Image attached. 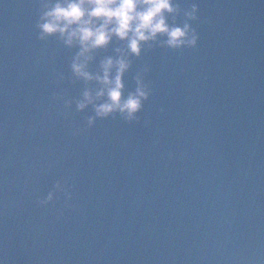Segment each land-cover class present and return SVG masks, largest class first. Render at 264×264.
Here are the masks:
<instances>
[{
	"label": "water",
	"instance_id": "1",
	"mask_svg": "<svg viewBox=\"0 0 264 264\" xmlns=\"http://www.w3.org/2000/svg\"><path fill=\"white\" fill-rule=\"evenodd\" d=\"M178 2L199 5L197 46L132 58L125 94L150 69L139 122L89 128L78 49L38 39L39 0H0L3 264H264V0ZM57 181L71 199L39 205Z\"/></svg>",
	"mask_w": 264,
	"mask_h": 264
},
{
	"label": "clouds",
	"instance_id": "2",
	"mask_svg": "<svg viewBox=\"0 0 264 264\" xmlns=\"http://www.w3.org/2000/svg\"><path fill=\"white\" fill-rule=\"evenodd\" d=\"M40 12L36 21L38 39H58L68 49L78 51L71 59L70 69L76 80L95 82V89L85 88L75 101L76 111L89 105L94 115L87 118L88 127L97 119L115 118L125 122H139V113L151 95L144 76L150 69L145 66L134 77V91L125 94L124 77L132 68V58H139L153 46L179 50L195 48L199 34L192 22L199 20V5L181 8L178 0H39ZM182 16L183 20L178 21ZM121 46L114 49L115 56H105L95 72L89 70L95 54L106 50L113 41ZM59 79L64 76L59 74ZM72 101H65L70 108ZM79 129L73 134L78 135ZM54 192H64L63 181H57L54 190L38 201L46 206ZM0 264H3L0 261Z\"/></svg>",
	"mask_w": 264,
	"mask_h": 264
}]
</instances>
